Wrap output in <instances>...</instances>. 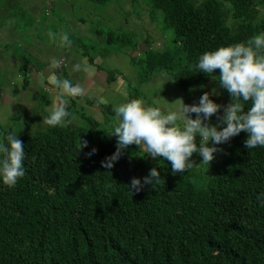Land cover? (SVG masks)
I'll list each match as a JSON object with an SVG mask.
<instances>
[{"label": "trees", "instance_id": "trees-1", "mask_svg": "<svg viewBox=\"0 0 264 264\" xmlns=\"http://www.w3.org/2000/svg\"><path fill=\"white\" fill-rule=\"evenodd\" d=\"M263 3L150 0L171 45L132 57L139 82L161 72L181 89L207 84L213 77L198 71L199 55L264 31ZM214 82L228 104L232 97ZM72 124L33 133L0 126V140L17 133L26 150L24 177L15 187L0 184V264H264V197L257 198L264 194V146L248 149L247 132L218 145L221 160L202 179L194 164L173 173L170 161L128 147L106 169L101 161L117 137L93 139L89 130L80 140L85 130ZM153 166L159 182L132 193L127 184Z\"/></svg>", "mask_w": 264, "mask_h": 264}, {"label": "rangeland", "instance_id": "rangeland-1", "mask_svg": "<svg viewBox=\"0 0 264 264\" xmlns=\"http://www.w3.org/2000/svg\"><path fill=\"white\" fill-rule=\"evenodd\" d=\"M150 11V0H108L105 3L92 0H0L4 28L10 25L20 39L19 48L14 50L11 46L18 43L11 44V41H6L9 38H4L6 40L3 42L0 38V47H4L0 55V66L3 69L0 84L9 89L0 94V126L12 127L14 131L24 133L45 128L38 127L41 124L40 113L48 110L47 102L41 96L43 92L40 91L41 95L34 97L29 91H23L24 76L17 74L20 71L16 72V66L20 70L25 64L27 79H31L33 67H44L55 74H64L74 83L77 82L75 79L80 78V83L84 85L90 81L89 72L84 69L89 66L90 58L100 71L91 69L94 83L85 88L84 95L72 98L68 107L74 114V118H71L72 125L85 130L78 134V139L83 140L89 130L93 139L99 133L111 132L117 123L114 109L126 101L125 97L129 93L134 98H143L149 104L175 107L180 103L176 100L178 98L185 103H198L204 91L212 93V89L216 88L219 94L212 93V99L222 107L218 113L213 114L210 122L223 127L218 120L227 103L220 94L215 79H210L203 86L181 89L165 73L159 72L154 73L147 81L139 82L136 66L131 62L132 57L142 56L148 48L162 51L171 45L170 31L164 30L160 16L155 17ZM263 15L264 3L260 6V16ZM50 30L57 33L69 32L71 46L66 47L53 41L49 36ZM12 53L17 55L16 64L9 63ZM53 59L59 60L62 65L56 69L51 68ZM110 71L114 75L111 82L107 80ZM29 105L33 109L28 113L25 110ZM51 108L49 106V111ZM191 115L195 117L196 114ZM88 119L96 120L98 124L91 128L92 124ZM199 139L197 135V143ZM208 143L211 144L212 141ZM128 151L135 155L145 154L135 143L128 146ZM147 157L152 161L159 159ZM191 159L198 176L205 179L211 172L210 167L220 162L221 153L215 152L209 165L201 162L202 156L198 152L193 153Z\"/></svg>", "mask_w": 264, "mask_h": 264}, {"label": "clouds", "instance_id": "clouds-1", "mask_svg": "<svg viewBox=\"0 0 264 264\" xmlns=\"http://www.w3.org/2000/svg\"><path fill=\"white\" fill-rule=\"evenodd\" d=\"M49 36L63 46L70 47L72 44L67 31L57 33L50 30ZM59 64V60L53 59L50 66L56 69ZM196 67L217 80L220 88L226 89L232 97L223 106V114L218 120L224 126L218 127L210 122L213 114L222 107L212 99V93L219 94L216 88L212 89V93L204 91L198 103L189 104L178 98L176 100L180 103L175 107L149 104L143 98L126 100L114 109L117 123L108 134L117 137V147L101 161L106 169H111L123 150L133 143L143 149L145 156L170 161L172 172L181 174L195 164L191 159L193 153H200L201 162L209 165L218 145L242 130L248 133L244 141L248 149L264 146V31L246 42L205 50L199 55ZM50 83L57 89L58 97L43 121L49 128L63 127L74 118L67 106L72 98L84 95L85 88L82 83H74L59 74H53ZM248 101L251 105L245 110V102ZM192 113L196 114L195 117ZM209 141L212 143L209 144ZM92 151L97 149L93 147ZM25 157V142L18 138L17 133L0 140V184L9 188L17 185L26 173ZM160 178V168L153 166L143 179L134 176L127 185L133 193L140 191L145 184L154 186ZM262 197L264 194L257 198Z\"/></svg>", "mask_w": 264, "mask_h": 264}, {"label": "crops", "instance_id": "crops-1", "mask_svg": "<svg viewBox=\"0 0 264 264\" xmlns=\"http://www.w3.org/2000/svg\"><path fill=\"white\" fill-rule=\"evenodd\" d=\"M1 16V15H0ZM2 17L1 16V19H0V38H2V40H4V38H9V39H5L6 41H11L12 43L11 44H17V45H14V46H11L14 50L18 49L19 48V45H20V39H19V36L17 35L16 32H14L13 28L10 27H7V28H4V23L2 21ZM5 40L3 42H5ZM24 46V45H23ZM7 47V46H5ZM26 47V46H25ZM4 47H0V55H1V52L3 51ZM17 55H14V53H12L10 55V60H9V63H15L16 64V58ZM88 67L86 66L84 69L86 71L89 72V77H90V81L88 82H85L84 83V88H88L89 86H91L94 82H93V71L91 69H94V71H100L99 70V67H95L94 64H93V59H92V62H89L88 61ZM3 67V66H2ZM16 72H19V67L16 66ZM2 68L0 66V74L2 73ZM55 72V70H54ZM96 73V72H94ZM18 75L20 74L22 76V73H17ZM55 74L52 72L51 69H44V67L38 69L36 67H33L32 69V74H31V79H27L26 75H23V86H22V89L23 91L27 92L29 91L31 94L35 96H38V95H41V92H43V95H41L44 99L45 102H47V108L48 110H46V112H41L40 113V117H39V120H41V124L38 126V127H47L45 124H44V121H43V117L47 115V113H49V106L53 107V105L57 102V97H58V91L57 89L51 85L50 83V79H51V76ZM62 73H60L59 75L61 76ZM61 77H65L64 74L63 76ZM1 78V76H0ZM77 80L78 82H81L80 78H77L75 79ZM108 80V79H107ZM0 82H1V79H0ZM12 83V82H10ZM0 94H4V91H8V86L6 85H3V84H0ZM4 90V91H3ZM124 95H122L123 97ZM126 96V95H125ZM128 97L126 96L125 99L126 100H129V98L127 99ZM70 105H68L67 107H69ZM33 109V106L32 105H29V107L27 106V109L25 110V112H31ZM32 124H35V123H32ZM31 124V125H32ZM33 126V125H32Z\"/></svg>", "mask_w": 264, "mask_h": 264}, {"label": "built area", "instance_id": "built-area-1", "mask_svg": "<svg viewBox=\"0 0 264 264\" xmlns=\"http://www.w3.org/2000/svg\"><path fill=\"white\" fill-rule=\"evenodd\" d=\"M59 65H62V64H61V62H60V64H59ZM60 67H61V66H60Z\"/></svg>", "mask_w": 264, "mask_h": 264}]
</instances>
